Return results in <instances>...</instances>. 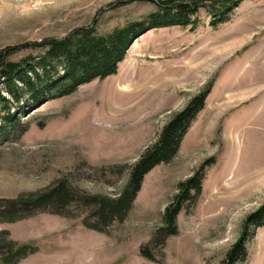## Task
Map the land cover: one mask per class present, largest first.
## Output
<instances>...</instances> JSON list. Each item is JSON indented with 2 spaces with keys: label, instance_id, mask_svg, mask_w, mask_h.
<instances>
[{
  "label": "rangeland",
  "instance_id": "obj_1",
  "mask_svg": "<svg viewBox=\"0 0 264 264\" xmlns=\"http://www.w3.org/2000/svg\"><path fill=\"white\" fill-rule=\"evenodd\" d=\"M160 1L168 0H0V54L9 52L13 63L39 59L47 48L37 45L46 40L82 28L111 35L148 19ZM181 1L207 7L195 27L150 29L133 41L116 76L13 108L21 124L0 134V200L62 182L81 195L118 199L165 126L208 93L179 153L145 177L124 221L98 232L86 225L97 223L90 207L73 203L0 222L9 241L34 249L17 264H221L264 206V0ZM235 4L213 24L222 14L209 10ZM204 166L202 193L178 216V234L155 245L179 185ZM149 246L154 261L143 255ZM247 249L241 264H264V227L253 229Z\"/></svg>",
  "mask_w": 264,
  "mask_h": 264
},
{
  "label": "trees",
  "instance_id": "obj_2",
  "mask_svg": "<svg viewBox=\"0 0 264 264\" xmlns=\"http://www.w3.org/2000/svg\"><path fill=\"white\" fill-rule=\"evenodd\" d=\"M204 7L199 2L160 1L158 10L148 19L117 29L111 35L102 36L98 35L94 28H82L66 39L46 40L37 45L47 48L39 59L29 58L20 63H13L8 61L10 53L3 52L0 54V84L5 91L0 92V134L5 136L8 125L15 129L20 126L21 123L12 110L15 106H21L26 98L32 102V106H38L49 99L70 95L82 84L94 80L104 81L116 76L120 64L124 62L136 38L150 29L171 26L195 27L197 20H194V17ZM236 7L238 4L221 13L209 10L213 15L222 14L220 15L222 18L213 24L218 25L223 22ZM60 68L63 74L60 73ZM3 93H7L8 96H4ZM207 96L206 92L196 97L183 112L176 114L165 126L158 141L147 148L140 160L130 168L128 186L120 198L81 195L62 182L40 194L1 199L0 222L14 223L48 210L62 212L73 203L90 207L97 218V223L86 225L98 232H104L102 227L109 226L115 221H124L132 202L142 188L145 177L157 166L171 163L179 153L192 123L205 108ZM213 164L214 159L206 162V166ZM206 166L179 185L177 195L166 208L163 228L154 239L155 245L164 244L169 237L178 234V216L187 204H196L200 197ZM259 227H264V206L248 217L241 238L227 253L221 264H241L246 261L247 244L253 229ZM33 253L34 249L26 246L18 247L14 242L9 241L7 232H0L2 263L17 264ZM143 255L155 260L150 246L143 250Z\"/></svg>",
  "mask_w": 264,
  "mask_h": 264
}]
</instances>
